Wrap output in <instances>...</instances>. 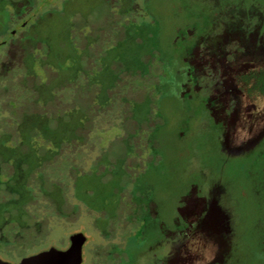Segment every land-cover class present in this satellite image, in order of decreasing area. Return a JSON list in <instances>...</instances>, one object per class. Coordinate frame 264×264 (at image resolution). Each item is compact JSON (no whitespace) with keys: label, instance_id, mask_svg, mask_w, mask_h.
<instances>
[{"label":"rangeland","instance_id":"374dc122","mask_svg":"<svg viewBox=\"0 0 264 264\" xmlns=\"http://www.w3.org/2000/svg\"><path fill=\"white\" fill-rule=\"evenodd\" d=\"M199 14L219 123L161 63ZM0 42L5 259L83 232L86 264H264V0H0ZM193 183L199 213L154 247Z\"/></svg>","mask_w":264,"mask_h":264},{"label":"flooded vegetation","instance_id":"af4514ba","mask_svg":"<svg viewBox=\"0 0 264 264\" xmlns=\"http://www.w3.org/2000/svg\"><path fill=\"white\" fill-rule=\"evenodd\" d=\"M202 14H199L197 18H195V15L190 16L188 21L192 22L195 21L197 23H187L184 25L177 33V36L169 47L168 50V60L166 62V71L168 75L173 76V81H175L176 77H180L181 82L177 84L178 88V98L184 102H187L191 105H202L206 110L209 112V118L216 123H219L217 120V114L214 113L217 111L215 106V101L210 97H206L202 93V87L200 86V80L197 77L196 71L194 70L192 63L190 61V56L192 55V48L195 45V42L198 37L199 31H201L202 28ZM204 21V20H203ZM1 43V42H0ZM1 46V44H0ZM171 82V81H170ZM176 82V81H175ZM190 110H194L191 107ZM199 110V109H198ZM197 110V111H198ZM196 111V110H194ZM202 185H199L197 183H193L190 187V189L182 194L179 198V201L177 202L176 207L174 208L172 215L169 217L165 215V211H157L159 212L158 216H160V221L157 223L159 235L157 237H152L150 240L155 239L154 247L162 246L164 240L169 236V234H172L176 232L179 229H182L186 225L190 223V221L195 218V216L199 213V210L203 206L204 199L206 198L205 194H202ZM151 212L153 210L151 209ZM156 212V211H155ZM78 233V232H76ZM83 233V232H82ZM74 233L71 232L69 234V237L67 238V242L64 246L58 247L55 245H49L47 248L42 249L40 251L31 253L27 258L37 255L41 252L50 250L52 248L58 250V251H67L70 249L72 245L71 237ZM7 239L2 237L0 239V264L4 262H9L12 264H20L21 262L25 261L27 258L21 260H9L4 258V243H6ZM89 242V238L87 237V241L83 245V261L82 264H86V248L87 244ZM150 243V242H149ZM148 244V243H146ZM118 248L113 249L115 251L118 249L120 251V246H117ZM154 248H150L149 251H153ZM132 249H128V252L125 253L129 256L133 254L131 252ZM113 254L109 253L105 259L109 264H120ZM156 256V255H155ZM158 256V255H157ZM113 259V261H112ZM113 263H112V262ZM111 262V263H110ZM59 264H68V262H60Z\"/></svg>","mask_w":264,"mask_h":264},{"label":"water","instance_id":"95a60500","mask_svg":"<svg viewBox=\"0 0 264 264\" xmlns=\"http://www.w3.org/2000/svg\"><path fill=\"white\" fill-rule=\"evenodd\" d=\"M71 240L72 245L67 251H58L52 248L37 255L31 256L20 264H59L60 262H68V264H82V248L87 241V236L82 232H78L72 235ZM2 264L12 263L4 262Z\"/></svg>","mask_w":264,"mask_h":264},{"label":"trees","instance_id":"16d2710c","mask_svg":"<svg viewBox=\"0 0 264 264\" xmlns=\"http://www.w3.org/2000/svg\"><path fill=\"white\" fill-rule=\"evenodd\" d=\"M144 58H145L144 60H147L149 57H148V55H146ZM165 59H166V58L164 57L163 60H161V63L166 65L167 60H165ZM138 74H139V73H138ZM137 76H139V75H137ZM12 79H14V78H11V80H12ZM15 80H18L17 77H15ZM156 82L159 83L158 81H156ZM18 83L22 84V86H23L24 89H28V88L25 87V84H24V83H22V82H20V81H18ZM9 91H10V90H9ZM140 91H141V94L144 95V92H143L142 90H140ZM143 98H144V96H143ZM54 179H55V178H54ZM53 181H54V182H60L59 180H58V181H57V180H53ZM20 223H21V222L18 223L19 226H21V227L23 228V230H24V232H25V234H26V236H27V235L30 233V230H31L30 225L27 224L26 226H23V225H21ZM33 229H34V228H33ZM74 233H76V232H74ZM47 247H48V246H47ZM47 247H45V248H47ZM45 248H41V249H39L38 251H40V250H42V249H45Z\"/></svg>","mask_w":264,"mask_h":264}]
</instances>
